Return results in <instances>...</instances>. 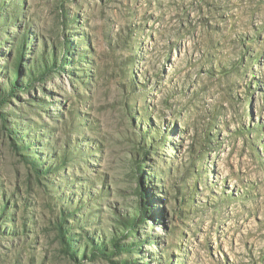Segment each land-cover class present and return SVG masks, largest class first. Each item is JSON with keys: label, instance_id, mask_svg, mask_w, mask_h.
Wrapping results in <instances>:
<instances>
[{"label": "rangeland", "instance_id": "1", "mask_svg": "<svg viewBox=\"0 0 264 264\" xmlns=\"http://www.w3.org/2000/svg\"><path fill=\"white\" fill-rule=\"evenodd\" d=\"M0 264H264V0H0Z\"/></svg>", "mask_w": 264, "mask_h": 264}]
</instances>
